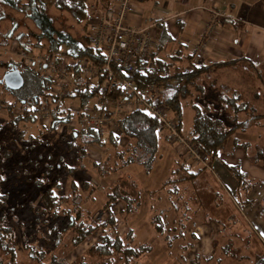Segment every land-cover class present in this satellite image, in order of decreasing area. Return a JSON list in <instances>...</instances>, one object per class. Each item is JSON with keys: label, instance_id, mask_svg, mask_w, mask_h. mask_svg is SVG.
I'll return each instance as SVG.
<instances>
[{"label": "trees", "instance_id": "16d2710c", "mask_svg": "<svg viewBox=\"0 0 264 264\" xmlns=\"http://www.w3.org/2000/svg\"><path fill=\"white\" fill-rule=\"evenodd\" d=\"M2 2L5 3L4 6L24 12L26 15L33 5L32 0H25L21 3L20 0H2L0 1V5H2ZM87 3L88 0L54 1V7L56 9L66 12L76 24L81 26L83 33L80 36V40L71 37L63 40L56 36H47V39L50 40L44 46L43 43H40L39 39L33 41L28 36V33L18 31L15 34H11L16 28L14 18L11 22L12 31L7 30L4 36L7 39H13L18 48L28 52H32V49L35 47H38L40 50H43L42 47H44L45 51L56 54L58 59L64 57L70 58L77 64L85 60L99 67L94 81L99 86L100 83H103L104 76L103 71L100 69L103 64V54L99 49L89 43L85 33L88 27ZM2 12L4 10L0 14ZM0 16L7 17L6 15ZM8 17L9 19L12 18L11 16ZM159 38L165 42L173 39L163 26H161ZM162 44H158L155 51L149 52L150 54L146 61L137 62L136 70L130 75L126 74L120 67L112 66L115 81L113 89H110L105 94V97H100V99H115L118 95V89L120 88L122 80L126 78L131 80L134 93L142 96V98L147 97L148 89L150 90L152 88V92L155 91L157 95V105L166 106L169 114L174 118V135L176 138H180L181 140L182 135L186 139V145L192 150L196 149L198 152L197 156L201 160L197 159V163H193L194 160L188 161L180 157L179 154H176L166 180L162 182L157 190L146 191L147 193H145H149L150 195L157 192L158 194L161 193L165 200L170 203L167 209H172L176 215L175 222L181 228L182 221H178V218L182 214V210H179L174 205V196H183L182 191L187 189L181 187L182 191H179L180 186L178 184L190 182L200 171L217 161L220 153L223 152L227 144H231L232 149L242 148L246 154V158L251 163L264 166V146H255L254 152L248 154L246 149L250 143L248 141H240L236 137L238 130L244 131L248 125L256 123L264 117V112L259 111L258 105L259 103L264 105V62L254 64L244 56L218 61H206L198 58L193 52H187L185 45L182 43H177L176 47L164 58L157 54ZM61 46L65 48L60 49ZM14 63H17L14 69L21 74L23 82L20 87L11 89V91L15 92L16 95L14 97L19 102L22 112L13 114L9 101H1L0 110L8 111L10 116L12 115L13 117L12 120L15 122L22 119L34 120L35 118L26 115L24 111L29 105L51 98L49 91L50 83L25 65L19 64L18 62ZM7 66H10V64L7 63ZM9 69H13V67ZM224 70L230 71L244 83L253 87V89L246 93L242 88L232 87L222 82L221 74ZM22 87H25L23 93L18 94L17 92ZM3 88H6L5 85H3ZM97 95H99L97 89L87 87L82 92H77L70 96L69 99H77L82 109L85 104L91 102V99ZM66 100L68 98L62 100L61 105L49 122L50 126L56 122H69V118L73 114L77 118H80L83 110L79 112L71 111L67 104L69 100ZM185 106L190 110L191 117V123L186 134L182 131L183 115L186 111ZM91 107L95 112L100 111V108H97L93 103ZM117 123L119 124L120 132L113 133L105 130L102 136L97 135L90 128H73L69 132L70 140L68 141V145L71 148L74 147L75 140L80 136L86 140V143H95L99 146L107 144L109 146L105 161L102 165L100 164V170L102 175L114 178L116 182L110 188L112 190L106 191L104 195L106 201L105 206H109L111 203L120 199L125 205L123 211L131 214L138 210L136 206H131L134 199L143 192L139 187L137 178L127 171V166L138 165L145 173H149L154 167L156 158H158L159 140L162 137L164 139L169 138V134L167 126L165 124L163 125L158 116L150 114L146 107L139 106L127 111L118 118ZM123 137L126 141L123 145H120L122 143L121 140L124 139ZM80 149L82 151L80 155L83 156L85 151L84 147H80ZM190 155L191 158L196 159L192 151ZM3 156V154H0V187L4 182L3 168L1 165ZM94 165H98L97 162ZM225 167L231 173L237 184V189L234 192L236 197H233L234 203L253 204L256 199L252 197L246 198V192L252 191L257 184H261L264 189V179L250 177L237 164H225ZM121 180H125L126 187L119 183ZM73 182V180L70 182V186L72 187L71 191L76 192L75 183ZM58 187V182L54 181L41 192L39 202L40 210L35 211L37 214L33 219L30 217L22 219L16 214L10 222L7 218V213L1 212L0 255H8L6 264H16V226L20 228L21 226L24 227V225H27L32 228L34 223L41 224V215L45 213L54 220L51 226L47 224L48 221L43 220V222H46L44 224H47L46 227L48 229L46 230L48 233H57L59 230L61 233L63 231H69L71 233V245L81 243L92 235V233L100 229L101 232L95 242L88 246L78 258L77 263L74 264H91L89 262L90 260H94L92 264H115L117 261L121 262V264H128L136 256L150 251L148 242L136 240V229L133 226L129 225L123 234H117L112 229L117 221L116 216L110 215L104 221L93 220L84 212V209L80 208L77 196L70 197L67 194L59 195L56 193ZM3 199V194H0V201ZM64 202H68L70 205L64 206ZM152 210L153 213L150 217L148 216L149 219L146 218L145 222L150 224L158 234H164L168 230L166 229L167 222L165 219V213L167 211L162 209ZM33 231L37 232L35 227ZM30 235L25 234L22 242H20L23 251H28L27 254L30 259L39 264H70L62 256L54 252L44 260L43 252L41 250L37 251L33 247L34 238L32 236L30 237ZM58 236L56 234V237L53 238V245H56L58 242ZM173 238V235L165 237L167 242H170ZM2 262L3 260L0 256V264ZM197 263L198 260L192 261V264Z\"/></svg>", "mask_w": 264, "mask_h": 264}, {"label": "rangeland", "instance_id": "374dc122", "mask_svg": "<svg viewBox=\"0 0 264 264\" xmlns=\"http://www.w3.org/2000/svg\"><path fill=\"white\" fill-rule=\"evenodd\" d=\"M24 1L20 0V3ZM54 1L32 0L33 5L27 15L24 12L4 6L5 3L3 2L0 5V13L4 10L0 15L7 16H0V102L9 101L13 104L17 102L19 106V102L14 97L16 95L15 92L7 87L2 76L8 72L7 69L10 67H13L12 70H14L17 64L14 62L21 63L35 72L32 63L24 56L23 49L18 48L13 39H7L4 36L7 30L12 31L11 22L13 18L16 21V28L11 34H15L18 31L28 33V36L33 41L39 39L40 43H43L44 46L50 40L47 39V36H56L63 40L69 39V37L80 40V36L83 33L81 26L76 24L66 12L56 9ZM227 1L223 0L224 3H222V8L220 9L216 5L213 7L224 13V11L228 12L230 9H233L232 5H236L237 11L235 13L237 15L243 16L248 13L247 17L251 15L252 18H259L260 15L264 18V0ZM8 16L12 18L9 19ZM87 30L88 27L85 33H87ZM260 31L264 32V28L260 29ZM261 42L262 49L264 50L263 33ZM63 48L65 47H60V49ZM42 49L40 50L38 47H35L32 49V52L36 55H43L45 52H49L45 51L44 47ZM199 52H202V50ZM7 63L10 66H7ZM85 63L91 65L87 61ZM221 80L232 87L244 89L246 93L253 89V87L244 83L230 71L225 72ZM3 85H5V89ZM24 89L25 87H22L17 93H23ZM68 100L67 104L71 106L70 110L74 112L82 111L85 107L92 104L89 102L81 109L77 99H69L68 97ZM95 100L92 99L93 102ZM126 105L119 104L116 106L113 103L108 104V109L105 111L106 115L102 114V120L106 127L114 125L113 122L116 123L118 118L129 110V106ZM258 105L259 111L264 112V105L261 103ZM18 106L13 107V114L17 113ZM185 110L182 125L184 134L187 133L191 123L190 110L187 106H185ZM161 111L164 120L168 124L166 126L169 138L164 139L162 137L159 140L157 155L164 153V156L160 160L155 161L154 167L158 165L159 168L158 171H155V175H151L150 173L154 167L150 170L149 174L145 173L142 168V171L140 169L138 171V167L135 165L127 166L129 173L135 175L142 172L141 186L143 187L139 185L143 193L136 197L131 205L136 206L138 210L127 214L123 211L125 205L120 199L109 206H105L104 195L106 191L112 190L110 188L116 182L114 178L102 175L100 170V164L104 163L109 146L107 144L99 146L95 143H86V140L80 136L75 140L74 147L71 148L68 145V141L70 140L69 132L73 128L70 125L72 124L76 129H79L80 123L84 121L83 118H77L73 114L70 116L69 122H56L50 126L49 121L44 118L34 120L22 119L15 122L8 111L0 110V146L8 144L7 148H9L10 152L4 155L3 149L5 150L6 148L0 147V154L4 155L1 163L4 182L0 187V194H3L4 199L0 201V214L1 212L7 213V218L10 222L16 214L22 219H26V217L33 219L37 214L35 211L40 210L41 192L51 185V182L57 181L59 187L56 189V193L59 195L67 194L70 197L77 196L80 208L84 209V212L91 219L104 221L110 215H114L117 221L112 229L117 234H123L127 227L131 225L137 230L135 235L136 240L148 242L150 247V251H148L150 253L140 254L128 264H148L150 261L152 262L150 264H192V261L195 260H198L197 264H264V258H261L264 257V239H262L264 238V189L260 184H257L250 191V196L256 199L252 205L246 206L239 202V207L234 203L236 211L233 207L225 208L224 204L218 209L216 206L219 207L222 202H219L221 198L216 196L212 199V205L214 204L215 206V209H212V214L209 206L203 208L200 197L195 194L192 187L189 191L183 190V196H174V205L179 210H182V214L178 218V221H182L181 228L175 222L176 215L172 209H167L170 203L165 200L161 193L158 194L157 192L150 195L151 197L145 195L144 192L148 191L147 189L154 191L159 188L158 186L162 182H158V179L161 175H165L163 180L169 176L170 172L168 168L173 164L174 159L170 158L168 151L172 150L175 154H179L180 157L188 161L194 160L193 163H197V159H200L195 156L196 159L191 158L190 152L192 149L186 145V139L182 135L181 140L174 135V118L169 114L167 107L163 105ZM253 125L255 126H250L246 130V136L252 140H245L252 144L256 142L255 144L257 145L255 146L259 147L261 146L259 143L264 144V124L258 125L254 123ZM121 141L120 145H123L126 139L124 138ZM228 145L231 148V144ZM80 147H84L83 156L80 155L82 153ZM240 155L242 157L241 150L239 151ZM96 162L98 165H94ZM207 169L213 170L211 165ZM162 170L165 171V174L161 172ZM255 173L264 176V168L263 170L258 169V172ZM123 178L126 179L125 177ZM70 180L74 181L76 192L71 191ZM121 181L119 183L126 187L125 180ZM155 183H158V186L152 187ZM131 191L134 193L133 190ZM179 191H182L181 187ZM234 196L233 194L232 198ZM66 203L68 202L63 203L64 206L70 205ZM152 209L167 211L165 219L167 222L166 229L168 230L164 234H158L150 224L145 222L146 218L149 219L153 213ZM260 210H262V214H260ZM50 218L45 213L41 215V224L34 223L32 228L27 225L20 228L16 226V264H39L30 259L27 254L28 251H23L20 246V242H22L25 234H31L30 237L34 238L33 247L37 251L41 250L43 252L44 260L54 252L62 256L68 263L74 264L77 263L78 258L88 246L95 242L101 232L98 229L81 243L71 245V233L69 231L61 233L59 230L57 233H48L46 225L49 224L51 226L54 222ZM43 220L48 221L46 225L44 224L46 222H43ZM34 227L37 232L33 231ZM56 234L59 235V239L56 245H53V238L56 237ZM163 235L165 237L173 235L174 238L170 242H167V239ZM0 256L3 260L1 264H6L8 255L1 254ZM196 256L197 258H195ZM89 262L92 264L94 260H90ZM115 264H121V262L117 261Z\"/></svg>", "mask_w": 264, "mask_h": 264}, {"label": "crops", "instance_id": "0c3cea01", "mask_svg": "<svg viewBox=\"0 0 264 264\" xmlns=\"http://www.w3.org/2000/svg\"><path fill=\"white\" fill-rule=\"evenodd\" d=\"M224 1L228 2L227 0ZM222 3H224L223 0H131L126 21L130 25L148 27L152 35V44L149 52L155 51L158 44L163 43L157 54L164 58L176 47L177 43H182L185 45L187 52L193 53L194 47L198 45L202 52L199 55L194 54L198 58L206 61H218L244 56L254 64L263 63L264 50L262 49L261 38L264 32H261L260 29L264 28V18L260 15L259 18H252L251 15L247 17L248 13L243 16L237 15L235 13L237 11L236 5H232L233 9H230L228 12L224 11L223 15L212 19V9H215L213 6L216 5V7L218 6L220 9L222 8ZM211 20L214 21L210 23ZM161 26L165 27L167 32L171 35V38H173L172 40L167 42L160 40L159 35ZM225 72H227V70L222 72L221 78L225 75ZM253 124L254 123L248 125L247 128L249 129L250 126H255ZM255 124H264V117L259 119ZM247 128L244 131L238 130V132H236V137L240 141H244L245 139L249 141L252 140L250 137L246 136ZM255 143H250L249 147L246 149L248 154L254 152L255 145H257ZM259 144L264 146L263 143ZM8 146V144L0 146L1 148H6L5 150L3 149L4 155L10 153L9 148H7ZM229 147L230 145L227 144L223 152L220 153L219 159L211 164L213 170L207 168L203 169L190 182L178 184L180 187L186 188L187 191L192 187L195 194L200 197L203 208L207 206L211 208V214L212 209H215L214 204L212 205V199L216 196L220 197L221 200L219 202H222L219 207L216 206V208L219 209L224 204L225 208L233 207L236 211L232 196L237 189V184L231 173L226 169L225 164H237L240 169L249 174L250 177L264 178V176L255 173L258 172V169L263 170L264 166L261 167V164L257 165L246 159V154L242 148L238 147L232 149ZM240 150L242 157L241 155L239 156ZM168 153H170V158L174 159L176 156L175 152L172 150L168 151ZM163 156L164 153L161 155L159 154L156 161L163 158ZM135 166L138 167V171L139 169L141 170L140 166ZM171 167L172 165H170L169 168L167 167L169 172ZM158 169V165H156L150 172L151 175H155L154 173L158 171ZM161 172L165 174V171L162 170ZM134 176L137 178L140 187H142V172ZM164 176L165 175H161L158 182H163ZM71 181L72 180L69 182ZM157 184L158 183L153 184L152 187H155ZM161 184L162 183H160L159 186ZM147 190L151 191L149 189ZM145 195L151 197L149 193ZM250 195V192H246V198H250ZM243 204L246 206L252 205L247 203ZM261 211L262 210H260V214H262ZM136 231L137 230H135V232ZM149 263L152 262L150 261Z\"/></svg>", "mask_w": 264, "mask_h": 264}, {"label": "built area", "instance_id": "2783aa9c", "mask_svg": "<svg viewBox=\"0 0 264 264\" xmlns=\"http://www.w3.org/2000/svg\"><path fill=\"white\" fill-rule=\"evenodd\" d=\"M130 1L88 0V30L86 35L90 44L103 54V64L100 69L104 76L103 83H100L99 86L94 82L99 67L92 64L88 65L85 60L77 64L70 58L58 59L51 52L36 55L33 52L23 50L24 56L32 63L34 71L49 81L51 93V98L48 100L27 106L24 111L26 115L35 119L44 118L50 122L63 99L91 87L99 92V95L93 98L96 100L93 102L91 99V102L100 108V111L95 112L91 106L85 107L80 116L84 121L80 123L79 128H90L99 136H102L105 130L118 133L120 128L117 122L106 127L102 120V114L106 115L105 111L108 109V104L111 103L116 106L127 104L126 106H129L128 111L139 106L146 107L150 114L158 116L163 124L168 125L162 115V106L157 105L155 91L152 92V88L148 89V96L142 98V96L134 93L132 82L128 78L122 80L115 99H100V97H105L110 89H113L115 81L112 66H118L130 75L136 70L137 62L146 61L149 55L152 44L150 29L130 25L126 21ZM220 15H223V11L212 9V19ZM213 21L211 20L210 23ZM193 51L196 55L201 54L198 45L194 47ZM17 106V102L14 104L10 102L11 109ZM17 109V113L22 112L20 106ZM70 127L75 128L72 124ZM197 153L196 149L192 150V154L198 158Z\"/></svg>", "mask_w": 264, "mask_h": 264}, {"label": "water", "instance_id": "95a60500", "mask_svg": "<svg viewBox=\"0 0 264 264\" xmlns=\"http://www.w3.org/2000/svg\"><path fill=\"white\" fill-rule=\"evenodd\" d=\"M3 81L10 89L18 88L22 85L23 79L17 70H11L3 74Z\"/></svg>", "mask_w": 264, "mask_h": 264}, {"label": "flooded vegetation", "instance_id": "af4514ba", "mask_svg": "<svg viewBox=\"0 0 264 264\" xmlns=\"http://www.w3.org/2000/svg\"><path fill=\"white\" fill-rule=\"evenodd\" d=\"M9 70H10V69H9ZM9 70H8V71H9ZM11 70H12V69H11ZM14 70H15V69H14Z\"/></svg>", "mask_w": 264, "mask_h": 264}]
</instances>
